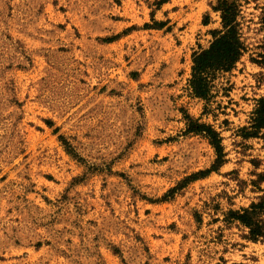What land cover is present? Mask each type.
<instances>
[{"label":"rangeland","instance_id":"1","mask_svg":"<svg viewBox=\"0 0 264 264\" xmlns=\"http://www.w3.org/2000/svg\"><path fill=\"white\" fill-rule=\"evenodd\" d=\"M215 2L0 0V264H264L229 217L264 195V130L241 134L264 97V0L207 101L189 80ZM186 115L225 162L169 193L216 159Z\"/></svg>","mask_w":264,"mask_h":264},{"label":"trees","instance_id":"2","mask_svg":"<svg viewBox=\"0 0 264 264\" xmlns=\"http://www.w3.org/2000/svg\"><path fill=\"white\" fill-rule=\"evenodd\" d=\"M251 1L256 2L258 6L259 0H216L215 3L211 4L212 10L220 14L221 29L212 30L213 39L209 46L200 48L192 55L193 64L189 88L194 97L208 101L212 96L213 82L218 74L232 71L247 52L248 47L240 17L244 5L249 4ZM262 7L264 14V6ZM262 20L264 22V17H262ZM205 23H208V17ZM253 60L255 61V59ZM261 63L264 64V62ZM186 121L184 134L200 135L206 138L216 152V159L209 169L187 177L172 188L169 193L183 188L185 183L189 180H196L199 175L205 176L207 173L219 170L225 162L226 154L220 133L213 126L200 122L190 115H186ZM262 130H264V97L258 99L250 125L241 128V134L244 139H248L257 137ZM60 139L64 140L63 136H60ZM263 215L264 195L260 196L257 202H252L247 208L229 211L230 219L236 220L245 226L248 229L245 237L254 242H264Z\"/></svg>","mask_w":264,"mask_h":264}]
</instances>
